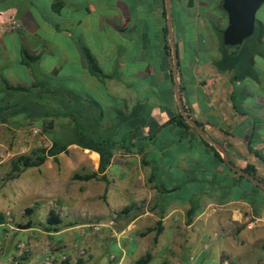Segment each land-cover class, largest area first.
I'll use <instances>...</instances> for the list:
<instances>
[{"label":"crops","instance_id":"crops-1","mask_svg":"<svg viewBox=\"0 0 264 264\" xmlns=\"http://www.w3.org/2000/svg\"><path fill=\"white\" fill-rule=\"evenodd\" d=\"M165 1L175 77L164 49ZM220 2L0 0V90L4 83L34 85L37 95L49 88L51 112L61 111L60 96L71 108L82 99L86 110L100 114L94 137L119 146L97 173L95 152L57 136L60 128L75 134L74 120L52 115L33 121L39 120L36 129L50 121L51 137L66 147L38 167L18 172L11 170L15 159L32 157L34 150L0 159V166L7 167L3 175L14 181L13 191L1 195L0 207L31 210L23 223L30 225L19 230L20 237L5 232L0 264L18 255L15 242L21 241L27 247L18 256L21 264L44 258L52 264H81L79 249L86 252L82 264H136L145 256L142 264H186L189 255L194 264H264V190L259 186L264 169L248 151L264 160V64H256L257 58L264 62V3L255 17L263 27L262 41L243 42L235 56L223 54L213 31L226 24ZM85 52L98 74L90 71ZM174 80L183 111L221 146L242 179L197 140H178L168 123L178 113ZM15 143L10 138L7 144ZM49 146L50 141L45 149ZM86 175L94 177L74 179ZM76 182L83 213L60 218L58 230L46 232L48 200L72 213ZM35 209L43 211L41 224ZM113 212L111 226L91 231L90 225L105 222ZM113 238L116 255L106 262L102 249ZM61 254L65 261L60 262Z\"/></svg>","mask_w":264,"mask_h":264},{"label":"trees","instance_id":"trees-1","mask_svg":"<svg viewBox=\"0 0 264 264\" xmlns=\"http://www.w3.org/2000/svg\"><path fill=\"white\" fill-rule=\"evenodd\" d=\"M219 9L223 12L221 8V2L219 4ZM224 14V12H223ZM225 15V14H224ZM217 24V23H216ZM224 28L223 26L216 25L213 27L214 34L216 36V39L219 44L220 50L223 52L224 55H226V51L222 47L220 34ZM163 34L166 37V28L163 29ZM262 34H263V27L261 24L257 21L256 18H254V27H253V33L252 36L248 39H245L242 41L241 45L237 49V51L242 46L243 42L249 41V40H255L257 42L262 41ZM165 55L167 58H169V62L171 64V58H170V49L169 45L166 42L165 43ZM84 57L87 61L88 67L92 73H99L93 59L85 52ZM34 85L30 87H21V86H15L10 87L7 84L4 83L3 90H0V125L7 123L10 119L16 118L18 115H22V119L29 120V121H35L36 119H46L50 118L52 115L65 118L69 117L75 122V134L80 135V138L87 137V143H84L83 141H79L78 147L82 149H88L90 151L95 152L98 155V166H97V173L103 172L106 165L108 164L111 155L114 153L116 149H118L119 146L114 145L113 143H106V140H102V143L100 141H94L92 136L90 134H93L95 131V135H97L98 138V120L100 117V114L95 109L91 108V110L88 109V106L84 103H82V99H80L78 102L76 101V104L73 108L71 106H67L66 104V98L59 97V109L61 111L59 112H51L49 103H50V89L47 88L46 90H42L39 92L40 94L37 95L35 93ZM43 91H46L48 94H44ZM182 89L179 88V92H181ZM43 93V94H42ZM10 94H15L18 96V100L14 103H8L6 101V98ZM88 104V103H87ZM90 108V107H89ZM89 111V112H88ZM184 113L186 116L189 117V112H187L184 109ZM21 117V116H20ZM86 124V131L84 134H82L81 131V124ZM168 123H172L174 127L176 128V135L178 140H186L188 143H190L193 140H197L201 145L206 147L209 152L211 153L212 157L215 159V161L219 164H221L229 173L235 175L238 179H242L241 176L237 175L235 172L231 171L221 160L220 155L218 152L212 147L211 145L207 144L205 141H203L196 133L195 131L185 123L183 118L180 116L179 112L176 113L174 117H172ZM198 125V124H197ZM199 126V125H198ZM98 129V131L96 130ZM50 121L44 124L41 128V131L43 133H46L49 141L50 146L48 149H36L32 153V157H26L23 155L18 156L15 161L12 164L11 170L12 172H18L20 168H29V167H38L45 157L47 156H54L59 152H62L65 150L66 145H59L56 140L51 137L50 135ZM77 130V131H76ZM96 138V139H97ZM94 141L93 144L88 143L89 141ZM249 152L253 153V155L260 161V163L263 166L264 169V160L262 157L254 152L248 149ZM231 165L233 163L229 161ZM244 172L249 175L250 177H253L252 173L249 171L244 170ZM91 177H94L93 175H86V176H74L75 180H84L89 179ZM264 192V191H263ZM24 213L29 214L30 209L25 208ZM190 215V212H187V216ZM2 221V216H0V223ZM61 221L60 218H58L54 213L50 210H48L46 214V218L44 221L45 226L43 229L46 232H55L58 230L59 225ZM29 223L24 224L23 226H18V228H27L29 227ZM147 259V256H145L142 259H139L136 261V264H142Z\"/></svg>","mask_w":264,"mask_h":264},{"label":"rangeland","instance_id":"rangeland-1","mask_svg":"<svg viewBox=\"0 0 264 264\" xmlns=\"http://www.w3.org/2000/svg\"><path fill=\"white\" fill-rule=\"evenodd\" d=\"M264 3V2H263ZM263 3L259 6V8L257 9L256 13H255V17L258 18L260 16V8L263 5ZM239 51H235L232 53V55L237 56ZM256 64L257 65H263L264 62L262 61L261 58H257L256 60ZM18 100V96L15 94H10L7 98L6 101L8 103H14ZM21 116V117H20ZM20 118V119H19ZM22 115H18L16 118H12L10 119L6 124L4 125H0V159L4 157V155L6 153H13V154H17L20 151H24L26 153H29L32 150H36V149H45L47 148V146L49 145V139L47 136H45L43 134V132L41 131V129H36V127L39 125V120L38 122H33V121H29L27 119V121L25 122L24 119H21ZM81 131L82 134L85 133L86 131V124L82 123L81 124ZM98 131V129H96ZM77 131V130H76ZM75 132V130H74ZM57 136L60 137L61 141H68L69 139H73V140H77V141H86L88 140L87 137H82L80 138V135H76L73 133L72 131H68L67 129L64 128H60L57 132ZM95 131L92 134V138L94 141H99V139H96L94 137L95 135ZM10 138H13L16 143L15 144H7L8 141L10 140ZM24 143V144H23ZM25 153V154H26ZM27 172V170H26ZM3 173H7V167H5V165H1L0 166V198L2 194H6V193H10L11 191H13L12 188V184H14V181H12L11 177H7L6 175H3ZM26 173H24L22 176H24ZM77 185H81L80 183L76 182L75 186H76V192L74 194V205H76L77 208H75V211H72V213L66 214V217H63L65 220V218L67 219H73V218H77L81 213H83V202L80 199L82 192L81 190H77ZM48 201H52V200H48ZM47 201V202H48ZM48 206V203H47ZM48 208V207H47ZM24 208L23 207H9V208H1L0 207V216H2V221L0 224H2L1 228H6L3 230H0L1 234H0V241L1 243L3 242V240H5L6 236H5V232L7 230H9L10 233H12V236L10 238L13 237V235L17 234L18 237L21 236V233H19L20 228H18V226H23L24 223V219L26 216H28L27 214L24 213ZM5 212H8V219H3V214ZM34 212H36V221L37 219L39 220L37 223L41 224V222L43 221V211H39V209H35ZM75 213L77 215H75ZM77 216V217H76ZM8 227H10V229H8ZM15 229V230H14ZM16 236V235H15ZM22 242V241H21ZM145 242V241H144ZM143 242V243H144ZM18 242H15V244ZM150 242H145L144 244H149ZM103 253H104V260L107 262L109 261L108 258H113L114 255H116V251H115V238L109 240L108 242L105 243V246L102 249ZM3 253V247H2V252H0V254ZM81 260V264L83 263L82 259L79 258ZM18 264H21V261L19 258H17ZM77 264V263H75ZM150 264H154V263H150Z\"/></svg>","mask_w":264,"mask_h":264},{"label":"water","instance_id":"water-1","mask_svg":"<svg viewBox=\"0 0 264 264\" xmlns=\"http://www.w3.org/2000/svg\"><path fill=\"white\" fill-rule=\"evenodd\" d=\"M263 2L264 0H221V8L226 15V24L220 34V38L222 47L228 54H232L233 52H235L239 48L243 40L248 39L252 36L255 13ZM167 5V2L165 1V26L167 39L171 51V72L172 76L175 77L176 54L174 42L170 33V13L168 11ZM174 98L177 104L178 112L185 121V123L188 124L203 141L214 147V149L220 155L222 162L231 171L244 176L241 170H239L228 162L227 156L221 146L206 137L203 131L197 126V124L185 115L179 99L176 80H174ZM253 182L255 183V181ZM259 186L264 190V185Z\"/></svg>","mask_w":264,"mask_h":264},{"label":"built area","instance_id":"built-area-1","mask_svg":"<svg viewBox=\"0 0 264 264\" xmlns=\"http://www.w3.org/2000/svg\"><path fill=\"white\" fill-rule=\"evenodd\" d=\"M14 27H15V23L14 22H10L9 23V26H8V29H12ZM48 210L52 211L54 213V215H56L58 218H63L67 214L66 209L57 206V204L55 203L54 200L49 201V203H48ZM8 215H9L8 212H5L3 214V219H5V220L8 219ZM115 216H116V212H113L108 220H106L105 222H103L101 224L99 223V224L90 225L89 228L91 229V231H94L95 232L101 226H111L112 223H113V219L115 218ZM215 236H216V234L213 233L212 234V237H215ZM47 246L48 245L45 243L43 245V248L47 250ZM206 248H207L206 244L202 246V249L205 250ZM15 250L18 253V255H16L15 257L11 258L8 262H6L4 264H18L17 258L19 256V254L25 252L27 250V247H26L25 243L18 242V243L15 244ZM0 252H2V243H1V241H0ZM77 257L78 258H81V259L85 258L86 257L85 250L79 249L77 251ZM65 260H66L65 255L61 254L60 255V262L65 261ZM194 261H195L194 260V256L193 255H189V256L186 257L185 263L186 264H194ZM38 264H52V260L50 258H44ZM168 264H182V263L180 261H176V262L168 263Z\"/></svg>","mask_w":264,"mask_h":264}]
</instances>
